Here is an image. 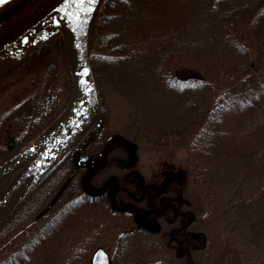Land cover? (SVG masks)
I'll return each mask as SVG.
<instances>
[{"label":"trees","instance_id":"obj_1","mask_svg":"<svg viewBox=\"0 0 264 264\" xmlns=\"http://www.w3.org/2000/svg\"><path fill=\"white\" fill-rule=\"evenodd\" d=\"M104 2L105 0L100 1L94 13L88 36V59L102 106H104L105 101V83L109 84V88L112 85L115 90L122 92L123 94H120L124 96L123 101H129L132 94L139 90L136 81L134 79L130 80V78H134L135 75L148 77L144 84L140 86V89L143 91L144 89L153 88L154 92L168 91L170 96L175 99L176 105L181 109L180 111H185L190 123H186L180 133L174 131L160 135V137H154L156 134H146L147 131L143 127V121L148 119V109L145 112L146 117L142 118L144 114L141 115V113L144 111L138 108L135 116L140 119L142 124H128L120 130V133L112 136L107 135L106 125L101 136L86 150V153L100 154L105 147L106 140L115 136H119L132 144L138 142L137 137H146L153 140L151 143L158 150H163L170 144H174L175 147H186L189 154L193 155L190 166L191 171L197 178L202 179V187L207 203L210 210L214 209L217 204L215 197H213V182L211 177H204L205 174H211L215 170L213 168V172H211L214 162L212 160L213 152L210 148L213 147L211 141L214 135L207 137V140L205 133H209V131L206 128L211 126L212 122L216 121L222 111L225 110L226 105L225 102H222L223 98L225 99L231 92H233L232 97L239 98V91L230 88L231 85H228V82L225 84L227 71L229 79L231 78L229 73L237 71L236 64H230L227 58L223 59V57L214 58V62L208 65L201 63L204 56L208 58L211 55L206 52L205 43L209 41V43H216L217 47L223 46L224 48L226 46L237 47L241 42L248 44L259 38L261 31L264 30V7H260L261 10L259 8L260 11L258 10L259 15L257 17V12L252 13L235 9V0H194L191 5H188V0H109L107 3ZM174 5H178V13L187 12L188 9L194 11L198 15L194 17L197 22L196 27H200L204 35L199 36L200 42L197 40L196 64L193 67L187 66L192 70V77L189 75L190 79L185 78L169 82L168 76L165 78V75L170 74V67L167 65L168 59L182 56V53L181 55L178 54L186 50V48H182V50L180 48L182 46L186 47L185 42L187 41L185 36L179 39L175 30L164 32V24L173 26L181 21L167 16L176 14L177 10L175 11ZM192 5L194 6L189 7ZM118 9L124 11L123 19L118 16ZM48 13L50 12L48 11L41 18L43 19ZM157 13L162 16L161 19L163 20L162 24L156 25L163 27L161 31L163 38L156 34L157 30L154 31V35L149 30H146L147 32L144 34V27L151 28L155 25L152 23L139 24L140 22L137 19L133 24V26L138 27L137 31L132 34L128 32L129 19L134 15L136 17L147 15L150 22L156 18ZM150 14L154 15L151 17ZM180 26L178 25L182 29L183 24ZM252 34L255 35L253 39ZM208 36H212L218 42L207 39ZM162 44H164V52L161 54L160 50L158 51V45L162 46ZM147 53L154 57L150 62L143 64L142 58ZM183 53L187 55L186 58L192 57L187 52ZM24 64L25 67H28V70L14 73L18 77L17 79L21 83H26L37 76L35 80L38 82V87L33 88L30 91L31 93L26 94V97L22 98L17 106L10 107L8 111L0 114V124L4 123L5 133H9L10 139L14 143L12 147L9 144L0 145V164L48 134L64 113L72 94V76L60 34L53 36L40 49L39 53L29 57L22 63V65ZM233 74L234 72L231 73V75ZM194 75L196 79L193 78ZM9 78L12 79L13 75ZM244 84H246V81ZM244 84L243 86H245ZM241 90L243 91V88ZM141 98L145 102V97L141 96ZM146 98L147 105L154 106L156 104L157 98L155 96L152 95L149 100L148 96ZM184 100H189L187 109H190V111L188 112L184 108L186 104L182 107ZM192 122L196 123L197 128H194L195 124L191 126ZM200 125H202L201 128H199ZM214 127L211 131L212 134L215 133ZM78 142L79 140L75 141L70 149L76 146ZM68 152L64 153L55 168L40 182L30 197L0 230V264H62L59 257L56 256L61 250V248H58L56 241L60 239L63 246L66 245L67 247L68 244H71L69 236L71 229L76 228L82 234H84L85 229L87 231L92 229V227H87L83 223L89 212L87 210L89 209L88 206H84L85 210L83 208H81L82 210H76L72 207L67 211L65 210L66 212L57 209L59 205H62V201L67 195H73V197L84 196L78 177L81 173H78L64 193L56 199L73 171ZM93 152H96V154ZM26 167L27 165L21 167L20 174L18 173L19 175L15 176L13 184L11 183L8 188L0 191V203L25 172ZM262 197H264V185L261 186L259 197L255 195L254 198ZM89 202L85 205H95ZM58 211L59 214H57ZM92 214L94 215V210H92ZM207 215L209 213L202 217L201 213L195 212L197 223L204 226L207 223ZM94 216L89 217L86 221L93 222L96 227L99 225V219ZM62 220L65 221V226L61 224ZM59 225L62 227L61 230H59ZM85 226L87 228L83 229ZM49 229L52 233L51 237L47 238L45 236V238L44 234L48 236ZM65 230L67 234H64L63 231ZM75 241L76 247L79 248L80 238ZM165 248L163 254L165 253L166 258L164 257L160 262L154 264H189L182 258V253H178L176 250L175 252L171 248L165 251ZM208 252L209 245L205 251L197 252L194 259L196 258L197 262H200L198 264H215L205 259V255H209ZM209 256L212 259V255ZM132 259L127 258V263L124 264L142 263L141 258ZM87 260L89 261L88 257L84 258L83 261L87 262ZM224 260L229 259L224 256Z\"/></svg>","mask_w":264,"mask_h":264},{"label":"rangeland","instance_id":"obj_2","mask_svg":"<svg viewBox=\"0 0 264 264\" xmlns=\"http://www.w3.org/2000/svg\"><path fill=\"white\" fill-rule=\"evenodd\" d=\"M52 1L40 0L38 5L31 6L30 9L26 8L18 15L16 21L11 24L4 38L14 35L27 27L30 23L29 19L35 14L31 12L32 10L36 9L37 13L53 8L54 5H51ZM108 1L105 0V3ZM188 1V5H191L194 0ZM235 1V9L252 13L257 12V17L259 15V8L264 7V0ZM174 7L176 11L178 5H174ZM117 14L122 19L125 15L121 9H118ZM153 15L150 14L149 16L152 17ZM195 15L197 14L189 9L184 13H178L177 10L174 16L167 15L181 21L178 22L179 24L176 23L173 26L164 24V32L175 30L179 39L185 36L187 39L185 42L186 47L182 46L180 50L186 48L183 52H187L192 56L191 58H186L187 55L180 52L178 55L182 53V56L168 59L167 65L170 67V74L165 75V78L168 76L169 82L185 78L190 79V76L192 77V70L188 67H193L196 64L197 40L200 42L199 36L204 35L201 28L196 27ZM155 16L156 18L149 22L147 15H142L141 17L134 15L129 19L130 27L128 32L132 34L137 31L138 27L136 25L133 26L135 19H137L140 22L139 24L152 23L155 25L151 28L144 27V34L149 30L154 35V31L157 30L156 34H159L163 38V34L161 33L163 27L156 26L162 24V16L158 13ZM182 24L183 28L181 29L180 25ZM5 26H9V24ZM5 26L2 29H5ZM245 29L248 30L247 28ZM17 35L15 34L12 37L13 40H10L12 38L7 40L5 44L8 41L12 42L16 40L14 37ZM251 36L252 39L255 37L254 34ZM208 38L213 39L212 36H208ZM103 42L105 43V41ZM215 44L209 43V41L205 43V50L211 55L208 58L204 56L201 63L208 65L214 62V58L223 57V59L227 58L230 64H236L237 71H233V75H231L233 73L231 71L229 73V77L231 78L229 79L227 71L225 84L228 82V85H231L230 88H235L239 91V98L232 97L233 92L225 99L223 98L222 102H225L226 105L225 110L222 111L216 121L212 122L211 126L206 128L209 133H205L206 138L214 135L211 141L213 147L211 146L212 148H210L213 152L212 160L214 162L211 172H213V168L215 170L211 173L212 176L210 173H207L204 177H211L212 179L213 197L216 200V207L210 210L203 191L202 179L197 178L191 171L190 166L193 161V155L189 154L186 147H175L174 144H170L167 148L158 150L151 143L153 142L152 139L137 137L138 142L136 144L129 143L131 145L130 148L135 153V158L131 157L129 148L120 145L111 151L107 168L110 166V159L113 158L114 161L112 162L114 163L111 166L110 176H123L126 184L132 181L136 184L140 182V186H142V189L139 190L140 193L145 186H154L158 188V193H165L168 198L172 196L176 197L180 201L181 206L186 211L190 210L193 215L197 212L198 214L201 213L202 217H205L209 213L207 215L208 219L206 218L207 223L204 226L197 223L196 229L199 234H202V237L206 236L207 244L209 245L208 254L212 255V259H210L209 255H205V258L210 263L264 264V197L254 198L255 195L259 197L261 186L264 185L262 184L264 183V30L261 31L259 38L248 44L241 42V44L238 43L237 47L226 46L225 48L223 46H219V48ZM211 48L215 51H212ZM144 49L146 50L145 47ZM159 50L161 54L164 52V44L162 46L158 45ZM155 53L157 54L156 49ZM153 57L147 53L142 58V63L150 62ZM15 77L16 75L14 74L12 79L0 80V94L3 99L2 108L4 107L5 111H8L10 107L17 106L20 100L26 97V94L32 91L33 88L38 87V82L35 80L37 76L32 79L29 78L31 80L26 83L19 82L18 77ZM193 78L196 79V76L194 75ZM131 79L136 81L139 90L132 94L129 101H123V93L117 89L115 90L112 85L109 88V84L105 83L103 108H105L108 116V136L120 133V130L128 124H142L140 119L135 116L138 108L144 111L141 113V115L144 114L142 118L146 117L145 112L148 109V119L143 121V127L147 131L146 134H156L154 137H160V135L174 131L180 133L183 126L186 123H190L185 111H180L181 109L176 105L175 99L170 96L168 91L154 92L153 88L142 91L140 86L144 84L148 77L135 75ZM103 80L105 81V79ZM245 81L246 84H244ZM236 82L237 84L235 85ZM241 88H243V91ZM145 95L148 96V100L152 95L155 96L157 98L156 104L154 106L147 105ZM141 96L145 97V102ZM184 105L186 111H190V109H187L189 100H184L182 107ZM194 124V128H197L195 122H192L191 126H194ZM201 127L202 125L199 128ZM213 127L215 129L214 134L211 132L213 131ZM5 132L1 133L4 143L1 140L0 142L3 145H11V136ZM176 143L180 144L179 142ZM78 177L80 178L81 174ZM15 178L0 185V191L8 188L11 183L13 184ZM87 202L95 205H85ZM98 203L97 201L89 200V198L83 195L78 197L67 195L62 201V205L57 207L59 211L66 212L72 207L76 210H82L81 208L85 210L84 206H88L89 209L87 210L89 212L86 219L96 214L99 219V225L95 227L93 222L86 221L84 218L83 223L87 227H92L90 231L85 229L87 228L86 226L83 227L85 229L84 234L77 231L76 228L71 229L69 233L71 244H68L67 247L66 245L63 246V242L60 239L56 241L58 248H61L56 256L59 257L62 264H91L92 255L98 249L106 251L110 256L111 264L127 263V258H133L132 260L141 258L143 264H154L160 262L164 257L166 258L163 250L159 252V248L155 243L156 240H152L140 233L134 235L124 234L125 229L131 228V222L115 217L114 213L109 212L104 205ZM92 210H94V215L92 214ZM59 211L57 214H59ZM63 220L61 224L65 226V221ZM61 228L59 225V230ZM63 232L67 234L66 230ZM48 234V236L44 234V237H51L52 233L50 229ZM79 238L80 246L78 248L76 247L75 240ZM202 240V238L198 239L199 242H202ZM224 256L229 260L225 261ZM87 257L89 261H83Z\"/></svg>","mask_w":264,"mask_h":264},{"label":"water","instance_id":"obj_3","mask_svg":"<svg viewBox=\"0 0 264 264\" xmlns=\"http://www.w3.org/2000/svg\"><path fill=\"white\" fill-rule=\"evenodd\" d=\"M12 1L14 0H6L0 5V9ZM99 2L100 0H94V2L84 0L83 3L80 0H67L19 41L0 52L1 76L37 52L52 36L61 33L73 80L70 102L53 129L43 138L0 165V179L4 177L7 179L17 168L34 160L0 204V230L53 169L93 114L98 115V122L73 151L71 163L74 171L62 187L57 199L67 189L77 171L83 168L86 172L81 179V188L87 196L98 198L112 181H115L116 185L117 179L111 178L101 190L95 191L89 183L97 170L103 168V158L106 157L113 144L129 148L131 157L135 158V153L130 148L131 145L119 136L108 140L98 158L81 157L83 152L98 139L107 122L106 112L98 101L88 59V33ZM112 207L114 209L113 202ZM92 264H109V256L103 249H100L93 255Z\"/></svg>","mask_w":264,"mask_h":264},{"label":"flooded vegetation","instance_id":"obj_4","mask_svg":"<svg viewBox=\"0 0 264 264\" xmlns=\"http://www.w3.org/2000/svg\"><path fill=\"white\" fill-rule=\"evenodd\" d=\"M39 1L40 0H15L0 10V42L2 41L0 48L4 46L7 40L12 38L15 34L17 35L21 33V31L28 27L21 29L14 35L4 38L6 31H8L11 24L16 21L18 15H20L26 8L30 9L31 6L38 5ZM62 1L63 0H53L51 5H54V8ZM48 11L37 12V16L36 9L32 10L31 12L35 14L29 19V25L43 17ZM8 24L9 26L6 27L5 25ZM4 26L5 29H2ZM27 68L28 67H25V64L21 65L16 69L11 70L9 74L4 75L1 78V81L8 79L16 72L18 73L22 70L24 72ZM2 105L3 99L0 96V114L5 112ZM4 128V123L0 124L1 142H3V135H1V133L5 131ZM1 142L0 145H2ZM10 142H12L10 145L12 147L14 143L11 139ZM93 153L96 154V152ZM92 155V153L87 152L83 153L81 157ZM110 161L109 168H107V162H103V169L99 171L95 178L91 179L89 183L93 190L99 191L111 178L117 179V184L115 185L116 182L112 181V183L105 188L104 192L96 198L95 201L104 205L106 210L114 213L115 217L127 221L129 220V222H131V228L125 229L124 234H144L148 236V238L156 240L155 242L159 248V252L161 250L164 251L165 247V251L168 248L169 250L171 248V250H176L178 253H182V258L189 262V264L200 263L197 262L196 258L194 259V256L197 255V252H203L205 249H208V244L206 238L202 237V234L197 232V220L195 214L193 215L190 210L186 211L176 197L172 196L168 198L165 193H158V188H155L154 186L150 187L147 185L144 187V191L142 190L140 193L139 190L142 189L140 182L136 184L132 181L131 183L129 182V184H126L123 180V176H110L109 174H111L110 171L112 169L111 166L114 163L112 162L114 161L113 158H111ZM80 171L79 172L83 177L86 169L83 168ZM112 202L114 209L112 207ZM116 209L118 211H116ZM201 238L203 239L202 243L198 241V239L200 240Z\"/></svg>","mask_w":264,"mask_h":264},{"label":"snow or ice","instance_id":"obj_5","mask_svg":"<svg viewBox=\"0 0 264 264\" xmlns=\"http://www.w3.org/2000/svg\"><path fill=\"white\" fill-rule=\"evenodd\" d=\"M5 2H6V0H0V5H2V4L5 3ZM80 2L83 3L84 0H80ZM93 2H94V0H93Z\"/></svg>","mask_w":264,"mask_h":264}]
</instances>
